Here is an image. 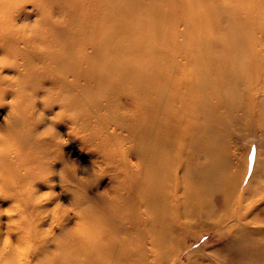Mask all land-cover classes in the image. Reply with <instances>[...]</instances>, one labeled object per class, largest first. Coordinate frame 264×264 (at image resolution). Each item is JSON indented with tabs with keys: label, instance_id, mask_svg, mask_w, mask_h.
<instances>
[{
	"label": "bare ground",
	"instance_id": "obj_1",
	"mask_svg": "<svg viewBox=\"0 0 264 264\" xmlns=\"http://www.w3.org/2000/svg\"><path fill=\"white\" fill-rule=\"evenodd\" d=\"M65 1L83 23L109 24L106 36L92 42V56L60 48L40 55L31 42L21 50L11 33H0V52L22 61L15 83L0 78V107L13 99L18 111L32 98L22 92L26 77L41 74L66 99L69 87L89 94L110 84L125 124L111 119L113 105L103 94L90 98L96 127L103 116L98 129L89 116L78 125L79 106L69 100L61 107L74 118L60 126L32 112L30 128L17 132L24 157L4 161L0 170L20 183L52 175L59 200L84 210L100 241L90 254L86 244L71 242L67 264H203L224 251L236 257L226 264H264V0ZM118 33L132 42L109 45ZM48 36L40 42L51 49ZM49 125L55 133L37 140ZM67 144L88 157L85 167L103 166L108 196L89 191L98 182L91 169L90 184L60 187L54 174L70 161ZM5 195L21 199L10 186ZM12 203L0 200V209ZM7 220L0 217V232ZM210 231L218 244L192 248ZM37 249L34 260L55 245L38 242Z\"/></svg>",
	"mask_w": 264,
	"mask_h": 264
},
{
	"label": "clouds",
	"instance_id": "obj_2",
	"mask_svg": "<svg viewBox=\"0 0 264 264\" xmlns=\"http://www.w3.org/2000/svg\"><path fill=\"white\" fill-rule=\"evenodd\" d=\"M27 5H32L31 0H0V33H11L21 43V50L25 42H31L34 50L40 55H48L58 50L50 49L45 43L48 28L42 23L38 15L34 20L17 22L16 17ZM52 23L62 26L66 23L64 17H52ZM22 63L19 56L10 55L8 52L0 54V78L16 82V75H6L5 70H17V65ZM12 102V101H11ZM10 102V104H11ZM15 115L21 119V113L12 107L8 115L0 124V166L4 161L14 162L24 157V149L17 135L18 129L10 119ZM55 133L53 126L49 125L37 132L36 139L44 140ZM91 169V177H104L102 165L92 162L90 168L82 167L77 161H65L61 170L54 175L59 177V185L65 190V184L74 186L73 181L82 185L91 183V178L86 173ZM21 175L26 176L27 170ZM52 176V175H51ZM37 182L20 183L15 175H5L0 170V200H12L13 203L5 209H0V217H7L4 231L0 232V264H67L68 258L73 256L75 248H69L71 242L79 241L88 246V254L95 252L100 237L92 223L86 218L83 209H78L72 203L65 205L59 200V194L53 191L56 184L49 183V177ZM37 183H45L48 191L38 192ZM16 190L21 199L6 196L8 187ZM101 195L108 196L107 189ZM55 201L54 204L52 202ZM52 204V207L45 208ZM74 222L66 227L70 218ZM47 221L46 227H41ZM57 229L60 233H57ZM61 229L63 230L61 232ZM13 236L16 237L13 240ZM38 242H51L55 249L45 253L41 258L34 260L33 254L37 252ZM75 258V257H73ZM81 261L86 256L79 257Z\"/></svg>",
	"mask_w": 264,
	"mask_h": 264
},
{
	"label": "rangeland",
	"instance_id": "obj_3",
	"mask_svg": "<svg viewBox=\"0 0 264 264\" xmlns=\"http://www.w3.org/2000/svg\"><path fill=\"white\" fill-rule=\"evenodd\" d=\"M223 1L224 0H220L221 3ZM25 9L26 14L23 16V18H25L24 20H28L30 22L34 20L38 15H40L42 18V23H44L48 28V45L51 47V49L60 48L63 52H66V50H68L74 52L75 54H79L85 51L89 56H92V42L97 44L102 39L103 35L106 36L108 28L110 26L107 23H83V17L76 16L73 12H71L70 9L66 7L65 0H40V2L37 3L35 6L27 5ZM54 16L64 17L66 23L62 26L54 25L52 23V17ZM128 28V26H125V29ZM94 33L98 35L95 40L94 38H92ZM130 42L132 41H129L127 38L124 39L118 33L116 35V38L110 44L108 42L107 43L109 45L120 44L121 46H124L130 44ZM88 44H90V46H88ZM138 44L139 43L137 42V45ZM0 54H3V52H0ZM32 66L33 65H29V67ZM36 68H38V66L34 67V69ZM5 74L15 75L13 70H5ZM44 76L45 75L38 74L34 75L33 77H26V81L30 82V84H22L24 87V89H22V92L28 96L31 95L32 98L30 100H27V102L23 106L19 107L18 111H16L21 113V119L17 120L15 115L11 116L12 118H10L14 121L15 128H19L18 132L24 131L25 133L26 129L30 128V119L32 116V112L35 113L37 119L42 118L43 123H45V121L49 122L51 120L54 122V124L59 126L61 124H65V121L69 120L70 118H74V111L68 113L61 107V103H64L68 100L79 106L77 110L80 111V116L78 118L79 120L76 119L78 125L82 124L83 119L89 116L91 117L92 121L89 126L97 129L99 127L101 128L100 123L104 124L103 116L100 118V120L98 118L99 127H96V124L94 123V118L89 115V112L94 111V108H92L90 103V98H93L94 96L100 94H103V99L111 101L113 105V107H111L112 111L110 112L111 119H115L117 123L121 124L122 127L125 124L119 118H117V114L118 112H126V110L119 107L117 100L120 98L116 93L112 91L110 84H105L99 86L98 88H96V85L94 84L95 86L93 88V92L96 93L89 94H85L84 91L82 94L80 88L69 87L70 92L68 93V95L70 98L66 99L62 96L57 95V92L61 91L62 87H60V85L44 83L45 81H47L43 78ZM90 85H93V83H90ZM11 101H13V99L4 100L3 103H6L5 106L0 107V124L3 123L4 118L8 115L11 110ZM8 104L10 107L8 106ZM104 119L105 122L108 120L106 116L104 117ZM53 127L55 130H57L56 126ZM59 129L62 130V128ZM244 146L246 145H241V147L243 148ZM63 150V154L69 157L70 161H77L82 167L88 165V157L80 153L72 144L65 145ZM56 182V179L52 180V182H49L56 184V187L53 189L55 192L58 191V185ZM110 185V177L106 175L100 181L91 184L89 186V191H92V193L95 194H100L101 191L106 190ZM37 189H39V192L48 191V187L45 183H41L40 186H37ZM97 202L98 204H102L104 201ZM62 203L67 205V203L64 201H62ZM201 235L202 238L195 245H193L192 248L202 246L203 244H205V242H207V245L212 246L219 243V240L215 236L214 231H210L209 233L202 232ZM193 243L194 241L191 240L187 243V245L191 246ZM235 258L236 257L234 255L232 256V258H230V256L226 255V252L224 251L219 253V255H217L215 258L209 259V263L205 262L203 264H226L225 262H228V260L234 261Z\"/></svg>",
	"mask_w": 264,
	"mask_h": 264
}]
</instances>
